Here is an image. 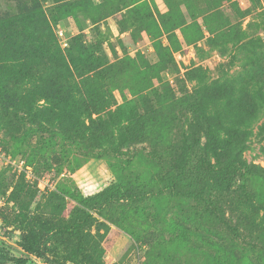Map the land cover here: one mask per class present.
I'll return each mask as SVG.
<instances>
[{
	"label": "rangeland",
	"instance_id": "rangeland-1",
	"mask_svg": "<svg viewBox=\"0 0 264 264\" xmlns=\"http://www.w3.org/2000/svg\"><path fill=\"white\" fill-rule=\"evenodd\" d=\"M3 32L10 56L53 33L63 66L53 89L0 56V264H264V228L238 220L264 217V114L247 127L264 0H0ZM27 98L45 127L13 107ZM238 130L250 198L200 203L209 175L179 165L184 135Z\"/></svg>",
	"mask_w": 264,
	"mask_h": 264
},
{
	"label": "trees",
	"instance_id": "trees-1",
	"mask_svg": "<svg viewBox=\"0 0 264 264\" xmlns=\"http://www.w3.org/2000/svg\"><path fill=\"white\" fill-rule=\"evenodd\" d=\"M11 37L8 32H3L0 35V56L3 57L0 58L3 62L9 61V57L12 56L8 53L9 48L15 47L14 41L10 44ZM41 43L42 49L40 52L26 48L18 52L17 55H19L20 60L25 62L20 71L22 77L27 79L28 85H35L39 82L51 80L52 88L55 89L57 83L54 82V73L63 66L58 39L53 33H50L42 36ZM252 60L249 65L259 67L260 72L256 70L255 73L251 74L247 86L250 99L249 109L251 112V119L247 127L258 121L261 113L264 114V52H254ZM61 76L66 78V84H71L72 76L69 73H62ZM26 93L33 94L34 91L26 89ZM54 96L55 92L51 90L46 94L45 98L52 101ZM50 97H53V99H50ZM58 99L64 101L60 106L56 105L55 107L65 112V103L69 102L68 99H64L60 95ZM24 101L22 104H16L13 107H21L20 111H26V114L30 116L28 121L33 123L36 128L45 127L39 121V119L45 117L43 113L47 111L44 105L37 104L33 98H27ZM20 111L17 110L13 113L15 118L23 121L24 117L19 113ZM238 131L230 140L225 139L221 134L216 138L206 135L204 142L199 138H195V136L192 137L190 134L184 135L179 147V165H187L191 162V157H197L199 159V166L204 167L205 172L209 175L210 184L203 186L199 193H197L200 203L210 207H217L218 204L222 203L224 191L228 193V197H232L231 201H235L236 204L247 202L248 198H250L242 184L238 183V180L242 177V170L247 167V162L244 158L246 149V139L243 137L244 130ZM196 151H199V154H196ZM212 154L217 156L213 163L209 160ZM252 206L255 207V203ZM255 208L257 209V207ZM248 219L252 221L255 227L264 228V217H261L258 211L253 212L249 209L241 208V215L238 216V220L247 221ZM25 250L29 252V249L25 248Z\"/></svg>",
	"mask_w": 264,
	"mask_h": 264
},
{
	"label": "built area",
	"instance_id": "built-area-1",
	"mask_svg": "<svg viewBox=\"0 0 264 264\" xmlns=\"http://www.w3.org/2000/svg\"><path fill=\"white\" fill-rule=\"evenodd\" d=\"M61 35L63 34L62 31L59 32Z\"/></svg>",
	"mask_w": 264,
	"mask_h": 264
}]
</instances>
